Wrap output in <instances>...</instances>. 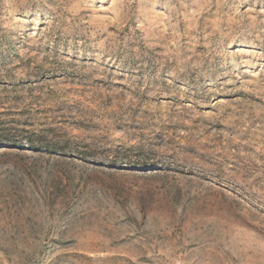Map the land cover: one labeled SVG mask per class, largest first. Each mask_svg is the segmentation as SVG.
<instances>
[{
    "label": "rangeland",
    "instance_id": "1",
    "mask_svg": "<svg viewBox=\"0 0 264 264\" xmlns=\"http://www.w3.org/2000/svg\"><path fill=\"white\" fill-rule=\"evenodd\" d=\"M0 264H264V0H0Z\"/></svg>",
    "mask_w": 264,
    "mask_h": 264
}]
</instances>
